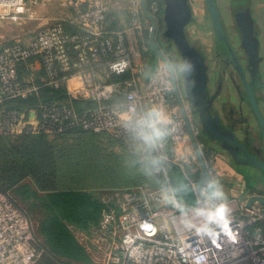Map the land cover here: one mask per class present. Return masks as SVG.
<instances>
[{
    "label": "built area",
    "instance_id": "obj_1",
    "mask_svg": "<svg viewBox=\"0 0 264 264\" xmlns=\"http://www.w3.org/2000/svg\"><path fill=\"white\" fill-rule=\"evenodd\" d=\"M45 1L49 0H0V19L34 20L35 8ZM62 1L73 13L75 31L69 33L63 23L42 25L27 42L15 39L0 46V137L89 132L108 135L128 151V133L117 113L133 103L140 109L162 103L175 121L167 142L169 155L195 153L174 90L162 93L135 63L129 34L106 32L109 2ZM149 11L159 19L156 0ZM132 14L133 29L142 30L147 19L140 1ZM22 69L40 70L41 76L21 75ZM73 80L79 85L71 86ZM31 99L37 102L27 107L16 104ZM186 109L209 174L214 175L216 154L201 139L193 114ZM182 165L172 163L171 181ZM188 170L199 181L197 156ZM158 187L84 191L100 206L98 217L84 225L67 221L65 225L87 253L89 264H264V206L255 203L247 208L253 193L226 200L227 225L200 233L186 228L179 212L160 202ZM46 249L31 215L0 190V264H39Z\"/></svg>",
    "mask_w": 264,
    "mask_h": 264
},
{
    "label": "flooded vegetation",
    "instance_id": "obj_2",
    "mask_svg": "<svg viewBox=\"0 0 264 264\" xmlns=\"http://www.w3.org/2000/svg\"><path fill=\"white\" fill-rule=\"evenodd\" d=\"M202 1L203 16L205 15L203 22L200 24L194 11L193 19L185 31L191 46L202 53L206 60L209 95L205 108L209 110L211 116L220 119L221 126L233 131L238 144L240 142L244 147L228 143L219 145L208 138L203 133V125L197 112L191 105H186L200 129L201 139L207 146L216 155L229 157L230 166L243 173L247 184L250 181L257 182L258 192L253 194L264 193V180L258 178L255 173L259 172L263 179L264 175L248 158V155H251L264 163L263 134L249 104V92H253L264 113V23L259 21V15L264 10V1L216 0L229 46L217 41L208 8L205 1ZM163 8L164 5L161 9L162 14ZM159 27L158 37L162 35L165 45H173L175 53L181 58L173 41L165 34L167 30L162 19ZM195 29L206 32L207 43L206 40H198L200 38L191 34ZM238 68L243 70L245 80ZM179 87L183 97V82ZM228 91L229 94L226 96Z\"/></svg>",
    "mask_w": 264,
    "mask_h": 264
},
{
    "label": "rangeland",
    "instance_id": "obj_3",
    "mask_svg": "<svg viewBox=\"0 0 264 264\" xmlns=\"http://www.w3.org/2000/svg\"><path fill=\"white\" fill-rule=\"evenodd\" d=\"M194 2L195 0H193V3ZM261 12V15H259V21L264 23V10ZM198 18L201 24L204 19L201 17ZM206 20H208L207 17ZM146 26L148 28L147 40L149 42V33L152 26L149 19H147ZM191 34L200 38L198 40H206L207 43L208 37L206 36V32H199L195 29L191 31ZM157 41L164 53H173L180 58L179 55L175 53L173 45L168 46L164 44L162 35L157 37ZM147 46L148 45H146V47ZM151 55L154 57L153 54ZM152 66H154V63ZM228 94L229 91L226 93V96H228ZM44 137L46 140L53 141L59 152V174L64 181L62 185L64 190H77L85 186L121 188L144 185L155 186L156 184L135 168L130 167L127 163L130 159L129 156L123 152L120 146L117 148L107 136H99L100 138L94 139L97 143L90 151L85 153V148L82 146L71 148V153L78 155L83 154V156H79V160L73 161L68 154L61 152V150L64 147L75 144L76 142L74 139L77 137L72 135L59 138L46 135H44ZM35 140V138L20 139L17 137H0V189L7 192L11 198L33 218L36 230L47 247L46 253L39 264H49V260H51L50 258H56L57 254L55 253L56 251L54 250V247L48 243L47 238L43 235V229L50 226L53 218L59 217L60 219L62 214H67L69 216L75 215L76 213L74 211L76 210L68 211L67 208L56 207L55 202L53 204L49 199V195L53 192H51V190H43L41 187L42 180L36 176V168H33L36 146L40 143V140ZM228 160L229 157L226 158L219 156L218 154L215 155L213 166L214 175L218 174L219 179L222 178L227 180L224 187L229 189V191L235 189L233 191L235 195L245 192L243 197L227 196V200H241L249 193H253L252 190L258 189V185L257 182L254 183L252 181L247 184L243 177V173L236 170V168H232ZM255 174L258 178L264 180L259 172ZM96 184L103 186H98Z\"/></svg>",
    "mask_w": 264,
    "mask_h": 264
},
{
    "label": "clouds",
    "instance_id": "obj_4",
    "mask_svg": "<svg viewBox=\"0 0 264 264\" xmlns=\"http://www.w3.org/2000/svg\"><path fill=\"white\" fill-rule=\"evenodd\" d=\"M188 70L186 61L173 53H164L145 74L162 93H168L185 80ZM117 114L128 133L130 159L127 163L159 185L160 202L176 209L180 222L188 229L210 233L213 225H227L230 209L218 174H210L201 184L188 170L196 160L194 152L169 155L167 142L175 132L170 109L162 103L140 109L133 103ZM178 161L183 162L181 178L173 182L168 172L172 163ZM188 196L194 200L189 202Z\"/></svg>",
    "mask_w": 264,
    "mask_h": 264
},
{
    "label": "water",
    "instance_id": "obj_5",
    "mask_svg": "<svg viewBox=\"0 0 264 264\" xmlns=\"http://www.w3.org/2000/svg\"><path fill=\"white\" fill-rule=\"evenodd\" d=\"M164 8L162 14V20L166 27V36L173 41L175 48L179 52L182 60L189 64V70L186 74V78L183 81V97L182 90L178 86L174 90L175 97L177 99L180 111L187 131L189 133L194 151L198 158L201 175L199 182L202 184L209 178V171L203 155L198 147L197 140L194 136L191 122L188 117L186 104L191 105L197 112L202 125L203 133L211 140L216 141L219 145L228 143L229 145H240V142L236 141L235 134L229 129H225L221 126L220 119L214 118L210 115L209 110L205 108V103L208 99V73L206 60L202 53L193 48L186 36V27L193 19L194 10L190 0H161ZM208 8L210 19L213 25L214 32L216 34L217 41L229 46V41L221 21V15L216 3V0H204ZM141 7L145 18L149 19L152 23L149 33V51L154 55L155 60H158L164 52L158 44L157 37L160 26V20L154 17L148 8L147 0H141ZM251 17V15L249 14ZM243 80H245V74L241 68H238ZM249 104L252 109V113L257 118L260 130L264 138V113L258 104V101L253 92H249ZM248 158L252 161V164L261 171L264 175V163L260 160L248 155ZM255 203H259L264 206V194H253L247 203V208L252 209Z\"/></svg>",
    "mask_w": 264,
    "mask_h": 264
},
{
    "label": "trees",
    "instance_id": "obj_6",
    "mask_svg": "<svg viewBox=\"0 0 264 264\" xmlns=\"http://www.w3.org/2000/svg\"><path fill=\"white\" fill-rule=\"evenodd\" d=\"M154 0H148V8H150L151 2ZM159 3L160 9H162V1L156 0ZM162 19V10L159 14V20ZM150 54H152L149 51ZM61 94H58V96ZM47 100V98L45 99ZM36 100H28L17 102L18 107H27L30 105H34ZM14 103H11L12 105ZM90 134V135H89ZM72 135L77 138L74 139L76 142L71 146L64 147L61 152L68 154L69 157L73 160H79L78 154L71 153V148L82 146L85 148L84 153L90 151L92 147L97 143L94 141L96 138H100L99 136L106 135H97L89 132H76L73 134H67L63 136ZM94 135V136H91ZM62 137V136H59ZM17 138L20 139H32L35 138L40 140L35 150V157L33 162V168H36V176L42 180L41 187L43 190H51L53 192L49 195V199L55 202L56 207H64L67 210H76L74 211L75 215H67L62 214V216L55 217L51 220L50 226L46 229H43V235L47 238L48 243L54 247V251L57 256L56 258L49 260V264H89L90 260L85 252V250L77 243L73 235L69 232L65 225V221L71 222L77 225H84L87 221L95 220L100 212V206L93 202L88 195H86L83 191H71V190H63L60 189L58 184V176H59V159L56 145L54 142L50 140H46L44 135L39 136H29V135H21ZM111 138V137H109ZM112 139V138H111ZM34 140V139H33ZM118 143V142H117ZM119 144V143H118ZM120 145V144H119ZM121 146V145H120ZM126 154L130 157L129 152L121 146ZM60 152V153H61ZM181 178V171L179 169H175L173 172V179L178 181ZM147 186V185H144ZM158 184L149 186V187H157ZM5 192L4 190L0 189ZM254 192H258L257 189L252 190ZM7 193V192H5ZM260 194H264L263 192ZM187 199L189 202L193 201L192 196H188ZM80 207V208H79ZM66 212V211H65ZM39 234V233H38ZM45 244V243H44ZM49 258V257H48ZM47 259V258H46Z\"/></svg>",
    "mask_w": 264,
    "mask_h": 264
},
{
    "label": "crops",
    "instance_id": "obj_7",
    "mask_svg": "<svg viewBox=\"0 0 264 264\" xmlns=\"http://www.w3.org/2000/svg\"><path fill=\"white\" fill-rule=\"evenodd\" d=\"M107 1L110 4L111 11L106 22V27H105L106 32L112 36L117 34L118 32H125L129 34V41L136 54L134 61L138 66L143 67L145 72H147L149 67L152 66L153 63L155 65V62L157 61L154 60L155 58L152 57V55L149 53V42L147 40L148 28L145 25L143 26L142 30L135 31L132 27V15H133L132 11L134 9V5L138 1L141 2V0H107ZM191 2L193 4L192 6L196 15L203 19L204 18L203 16L204 10L202 4L203 1L195 0V2L193 3L192 0ZM35 15L36 17L34 20H28L23 17H13V16L0 19V46L15 39L21 40L22 42L25 43L34 35L37 29L42 25L63 23L66 26L67 31L69 33L75 31L71 23L73 13L70 10V8L67 6V4L64 3L62 0H49L43 2L41 5L35 8ZM146 45H148L147 46L148 51H145ZM21 73H22L21 75H26V76H29L31 74H35L38 77L41 76L40 70H35L31 72L29 70L26 71L22 69ZM70 84L71 86L75 87L79 85V82L78 80H73ZM106 136L107 138H109L108 135ZM109 140L114 145H116L117 148L118 146H120L117 143V141L114 140L113 138L112 139L109 138ZM121 149L126 154V152L122 147ZM219 180L223 185L226 196H235V197L244 196L245 192H242V194L240 193L235 195L233 192L235 189L231 191H229V189H226L224 186L227 183V180L222 178H220ZM63 182L64 181L59 174L58 184L60 186V189H63L62 187ZM98 186H103V185H98ZM134 187H139V186H128L121 188H99L94 186H85L80 189L71 190V191L84 192L86 190H113V189H129Z\"/></svg>",
    "mask_w": 264,
    "mask_h": 264
}]
</instances>
